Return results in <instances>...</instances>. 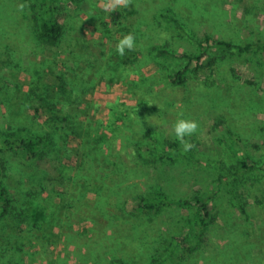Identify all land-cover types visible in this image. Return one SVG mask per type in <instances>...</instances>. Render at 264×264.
Listing matches in <instances>:
<instances>
[{"label": "rangeland", "instance_id": "obj_1", "mask_svg": "<svg viewBox=\"0 0 264 264\" xmlns=\"http://www.w3.org/2000/svg\"><path fill=\"white\" fill-rule=\"evenodd\" d=\"M53 3L0 0V132L10 126L18 131H43L44 122L51 115L44 105L47 98L51 99L48 87L60 81L56 72L64 74L67 89L64 105L59 108L67 116L59 123L61 127L69 126L61 131L60 152L42 162L51 172L48 178L53 189L63 193L60 202L63 222L33 225L35 218L25 216L21 224L6 223L14 236H7L0 224V264H109L115 258L145 264L158 245L163 247L162 242L182 232L187 225L185 216L190 212L177 206L141 210L142 194L153 195V187L171 197L197 194L215 211L216 218L204 233L209 245L186 258L185 253L179 254L176 264L207 263L212 252L225 249L234 236L244 243L252 241V245H247L256 253L253 260L262 264L264 161L255 164L254 175L261 179L256 183L258 187L237 191L247 199L248 221L227 193L229 181L221 185L217 174L224 159L264 155V51L231 52L225 60L201 71L188 86L182 87L167 84L154 60H144L135 67L128 65L125 71L118 69L114 74L104 70L95 74L96 67H90L86 76L85 69L88 58L89 63L97 61L103 65L127 29L140 31L144 50L152 43L166 44L180 52L195 50L194 39L204 34L240 43L264 38V0H132L128 8L110 13L101 10L99 0H53ZM52 4L57 7L52 8ZM51 11L64 27L58 44L40 40L35 29L36 21ZM160 11L165 16L156 17L153 23L152 15ZM166 14L172 20H167ZM166 63L171 65L170 60ZM142 75L149 78L150 90L161 97L152 105L150 114L137 118L131 109L138 103L140 85L134 87L133 82ZM204 79L209 87L199 85ZM140 98L144 99L142 93ZM180 113L182 118L199 125L192 136L198 149L189 160L179 156L162 161L155 156L157 165L149 163L132 169L125 183L110 191L103 181L90 183L87 175L93 170L97 177L104 171L111 174L110 169L118 163L128 169L134 163L140 166L144 160L138 156L135 143L146 139V128L171 134ZM22 118L24 123L20 121ZM92 135L113 157L101 160L91 169L83 164L84 147L89 145L83 140ZM115 152L121 159L114 156ZM5 154L0 152V156ZM9 159L12 165L19 163L21 157L12 155ZM252 161L250 158L248 162ZM11 176L10 195L19 198L25 189L21 190L17 174ZM27 184L30 186L29 180ZM50 187L40 195L43 203L49 199ZM98 196L103 197L106 205H97L95 213H88L84 201H95ZM75 202L87 210L74 212L70 207ZM90 203L96 207L94 202ZM246 261L244 258L241 262Z\"/></svg>", "mask_w": 264, "mask_h": 264}, {"label": "trees", "instance_id": "obj_2", "mask_svg": "<svg viewBox=\"0 0 264 264\" xmlns=\"http://www.w3.org/2000/svg\"><path fill=\"white\" fill-rule=\"evenodd\" d=\"M157 1L158 0H154V2ZM53 4L52 8H56L57 6ZM190 10L196 12L193 8H190ZM162 15L165 16V12L160 11L152 15V22L154 23L156 17L162 18ZM166 18L167 20H172L167 14ZM35 29L40 40L51 44H58L64 32L62 22L54 15L53 11L46 12L41 16L35 23ZM126 32L127 34L132 33L136 37V49L134 51L126 50V54L123 57H120L116 53V49L111 50L105 57L103 65H101V63L97 64V61L89 63L90 60L88 58L86 60L88 62L86 66L87 69H85L86 76L90 72V67H96L93 68V71L96 72L95 74H98L99 70L114 74L118 69L125 71L128 65H133V67H135L136 64L140 65L144 60H154L159 66L160 72H163L165 75L167 84L180 85L182 87L188 86V82L194 77L197 78L201 71L206 70L208 67H212L217 62L225 60L231 52L261 53L264 51V38H256L246 41L245 43H240L223 38H214L209 34H204L202 37L194 39L196 46L195 50L180 52L168 48L166 44L155 45L154 43L145 46L144 50V44L142 43L141 45L142 37L139 35L140 31L134 28L133 30L127 29ZM168 60L171 61L170 66L166 63ZM56 77L60 79V81L57 82L55 86L48 87L51 90L48 93L51 99L47 98L44 102V105L51 111V115H49L48 121L44 122L45 129H43V131H29L27 129L18 131L10 126V128L0 132V152L6 153L0 156V208L3 218H6L3 219L0 215V224L3 226L2 229L7 232V236H14V231L7 229V224L11 225V222H18L21 224L26 220L25 216L27 218H35V220H33V225H39V222H47L48 224L46 225L52 226L56 225L57 221L58 223L63 222V218L61 217L62 208L60 207L63 193L53 189V183L48 178L51 172L42 165L44 159L53 158L54 155L60 152V141L62 140L61 131L69 126L68 124H63L61 127L59 123L62 122L60 119L67 116L65 113H60L63 112V109L59 108L60 104L62 106L64 105V91L67 87L64 81V74L62 75L56 72ZM133 84L134 87L140 85L137 94L141 97L142 93L144 99L139 97L138 103L132 107L131 113L137 118H144L147 113L150 114V110L153 109L152 105L155 104V102L157 103L158 98L161 96H158L155 92L150 90L151 82L148 77H144L143 75L139 76ZM200 84L209 87L206 79L199 81V85ZM42 97L44 98L43 95ZM35 109L37 112L39 110L38 106H35ZM20 121L24 123L23 118ZM48 124L50 126H48ZM144 135L146 137L145 140H141L137 142V144L135 143L136 149L138 148V156L142 157L144 160L141 161L142 163L139 161L140 166L134 163L131 164L128 169L126 166L122 165V163H118L110 169L112 175L104 171L103 175L101 174L97 177L94 175L93 170L87 175L90 183L92 185L94 183L102 184L103 181L108 189L107 191H110V189L117 188L118 185L124 184L126 181L125 178L128 177L132 169L143 167V164L147 165L149 163L157 165L158 160L155 156L159 157L162 161L174 160L179 156L189 160L191 155L198 149V142L193 137L190 139L191 142L195 144V148L184 153L181 151L179 142L175 140L172 134H164L162 131L158 132L148 127ZM83 143L86 144V146L89 144L87 148L84 147V158L86 161L83 162V164L91 169L101 160L107 161L109 158L113 157L110 152L109 154L105 152L98 137L92 135L85 138ZM253 146L259 148L258 144H253ZM12 155L21 157V159H19L20 162H12V165H10L9 157ZM114 156L117 159H121L118 152H115ZM235 158L233 160L224 159L221 161L218 167L217 180L221 185L224 181H229L230 186L228 187L227 193L230 195L232 203L238 207L245 221H248L249 213L247 209V199L243 197L242 193L237 191L238 188L255 189L258 187L256 183L261 179H259L257 175H254L256 173L255 164L259 161H264V155H261L259 158L251 156L236 158V160ZM250 158L253 160L252 164L248 162ZM81 168L82 166L80 169ZM59 169L61 170V168ZM259 169L260 168L257 167V170ZM14 173L17 174L16 179L19 181L21 190L23 188L25 189L22 191L19 198H14L9 192V178L12 177L11 174ZM69 178L70 177H67V179ZM105 179L111 180L110 183H107ZM28 180L30 186L27 184ZM35 185L38 186L37 189L33 188ZM49 186H51L49 188V199L43 203V199L40 195L46 190V187ZM151 190L153 195L142 194L141 197L144 201V208H141V210L156 211L166 206H177L186 207L190 212L188 216H185L184 225H187L183 227L182 232L171 235V238H169L166 243L162 242L161 244H164L163 247H159L158 245V247H156V252L151 255V258L145 264H176L179 259V254L183 255V253H185L183 257L186 258V255L191 256L193 253L201 251L209 245L205 243L206 239L204 238V233L214 222L216 217L215 211L203 197L197 194L190 197H171L160 188L153 187ZM94 200L95 201H84V205H87L89 210L79 208L77 202L70 208H73L74 212L87 210L88 213L93 214L97 211L98 206L104 207L106 205L103 197L98 196L97 199ZM90 202H94L96 207H92ZM80 206L83 205L80 204ZM177 235L179 237H177ZM251 242L252 241H248L247 243L252 245L253 243ZM247 243L239 241L237 236L230 237L225 245V249L213 251L209 261L201 264H243L241 261H243L244 258H247L244 264H257L253 260L256 253H252L253 250L248 247ZM109 264L131 263L120 258H115L111 263L109 261ZM262 264H264V261Z\"/></svg>", "mask_w": 264, "mask_h": 264}, {"label": "clouds", "instance_id": "obj_3", "mask_svg": "<svg viewBox=\"0 0 264 264\" xmlns=\"http://www.w3.org/2000/svg\"><path fill=\"white\" fill-rule=\"evenodd\" d=\"M132 0H99V7L106 13L115 12L120 8H128ZM25 5H20L23 9ZM116 53L123 57L127 51H134L136 49V37L132 33L123 35L116 43ZM174 124L172 125L171 134L175 140L179 142L181 151L187 153L195 148V144L191 142V137L194 136L199 128L196 121L184 119L183 113H180Z\"/></svg>", "mask_w": 264, "mask_h": 264}]
</instances>
